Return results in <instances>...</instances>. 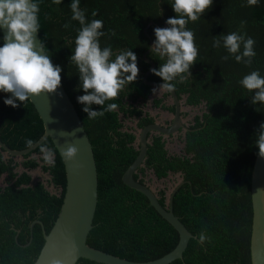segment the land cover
Returning <instances> with one entry per match:
<instances>
[{
  "label": "trees",
  "instance_id": "1",
  "mask_svg": "<svg viewBox=\"0 0 264 264\" xmlns=\"http://www.w3.org/2000/svg\"><path fill=\"white\" fill-rule=\"evenodd\" d=\"M35 2L39 4L40 41L52 63L63 69L62 87L84 126L96 163L98 198L86 243L130 261L158 259L175 248L179 237L145 196L122 182L124 172L139 152L135 132L125 128L123 120L135 119L137 130L155 122L143 110L153 90L143 83L149 65L142 56L149 49L147 35L154 41L153 29L167 27L165 21L175 16L172 0H80L89 20L104 22L101 46L110 45L114 52L131 49L139 61L138 81L120 92L118 100L110 101L118 108L94 120L87 119L76 100L84 92L78 87V69L69 60L80 27L71 20V0H62L60 5L52 0ZM93 10L98 12L96 17L91 16ZM241 21H246L243 29ZM150 22L153 24L148 26ZM66 23L70 24L67 29ZM188 28L195 33L199 58L191 69L192 77L177 83L175 93L186 106H202L201 113L188 123L179 155L168 154L161 135L148 134L146 157L133 178L145 184L148 170L158 180L169 173L179 174L184 183L173 196L172 211L193 235L197 237L205 231L210 238L204 244L190 239L182 259L170 264H251L250 188L258 153L253 141L254 131L264 122V105H252L251 93L238 81L253 70L264 75V0L255 7L246 6V0H213L211 9L197 22H189ZM237 30L256 41V55L250 67L237 63L233 57L223 61L226 50L212 47L214 36ZM2 43L0 32V46ZM147 58L154 68L164 62L151 51ZM148 80L163 82L152 72ZM168 95L153 99V106L173 113L174 105L163 103ZM6 98L8 94L0 92V140L12 150L27 149V139L36 143L43 135L42 121L30 101L17 102L19 106L12 108L4 105ZM92 108L100 110L96 105ZM44 143L54 151V166L42 160L38 147L22 158L23 171L19 172L14 158H5L0 150V264H34L44 239L41 226L34 224L31 242L23 247L30 240V225L40 221L48 233L59 214L66 184L64 166L51 140ZM37 168L50 176L57 193L41 181L32 183L30 171ZM157 196L164 207L166 191L159 190ZM76 264L99 263L79 259Z\"/></svg>",
  "mask_w": 264,
  "mask_h": 264
},
{
  "label": "clouds",
  "instance_id": "2",
  "mask_svg": "<svg viewBox=\"0 0 264 264\" xmlns=\"http://www.w3.org/2000/svg\"><path fill=\"white\" fill-rule=\"evenodd\" d=\"M60 5L62 0H52ZM260 0H246V6H258ZM171 8L175 13L165 21L167 27L153 29L154 41L150 51L159 60L164 61L158 68H152L153 75L163 83L153 89V92H174L177 83L186 82L192 77L191 69L199 58V47L195 43V33L188 28L189 22H197L211 9L213 0H172ZM71 20L80 25L74 40L75 48L69 60L78 69L79 89L84 94L76 97L81 104L87 119L103 117L106 112L118 108V104L110 101L118 100L119 93L135 84L139 79L138 57L131 49H121L114 52L112 47L101 46L104 22L102 19H88L86 9L80 7V0H71ZM39 4L35 0H0V92L8 94L3 100L4 105L17 108L31 100L32 97L48 94L60 95L58 89L62 86V68L52 63L43 41L37 40L41 29L39 22ZM98 12L93 10L92 17ZM246 21H241L243 29ZM67 29L70 24H65ZM114 34V33H113ZM256 41L240 30L214 36L212 47H223L227 55L223 61L233 57L237 63L251 66L255 52ZM245 90L251 93L252 105H264V75L259 70H253L238 81ZM100 110H93L92 106ZM254 146L258 156L264 159V122L254 131ZM25 143L33 145L31 139ZM42 160L54 166V151L45 143L38 145ZM77 154L75 146H68L62 152L67 160H72ZM205 231L198 233V243L209 241Z\"/></svg>",
  "mask_w": 264,
  "mask_h": 264
},
{
  "label": "water",
  "instance_id": "3",
  "mask_svg": "<svg viewBox=\"0 0 264 264\" xmlns=\"http://www.w3.org/2000/svg\"><path fill=\"white\" fill-rule=\"evenodd\" d=\"M152 24L150 22L148 26ZM144 33L147 35V27L144 29ZM147 37L149 39V49L142 56V61L149 65V69L143 76V83L154 89L163 82L148 80L150 70L154 68V63L147 58L153 43L148 35ZM37 40L40 41L38 34ZM58 91L60 95L41 94L29 100L44 127V133L36 143L24 150H12L0 140V150L5 155L16 159L34 152L39 144L49 139L63 162L66 184L59 214L48 233L45 232L40 221H34L30 225L29 243L23 246L26 247L30 244L32 228L34 224H39L42 228L44 244L34 264H76L79 259L99 264H170L175 260H181L189 240L197 239L172 211L173 196L184 183L183 180L180 179L166 196V205L163 207L159 203L157 194L150 187L139 183L133 178L146 157L148 134L155 132L163 136H170L182 129L185 136V132L188 131L187 126L182 122L181 100L178 99L175 91L166 92L174 102L171 124L162 127L158 123H154L139 129L137 133L135 132V146L139 151L138 156L122 176L123 184L145 196L153 209L173 227L179 237L177 245L171 252L147 262L130 261L87 245V236L92 229L97 206V168L91 143L72 102L62 86ZM70 145L77 148V154L72 160H67L63 157L62 152ZM178 176L180 175L178 174ZM155 178L157 179V177ZM250 194L252 206L251 264H264V159L260 158L258 154L251 174Z\"/></svg>",
  "mask_w": 264,
  "mask_h": 264
},
{
  "label": "rangeland",
  "instance_id": "4",
  "mask_svg": "<svg viewBox=\"0 0 264 264\" xmlns=\"http://www.w3.org/2000/svg\"><path fill=\"white\" fill-rule=\"evenodd\" d=\"M164 94L163 91H156L155 97L160 98ZM173 101L168 98L167 101H165V104L170 106L172 105ZM202 110V106L200 107H192V106H186L184 105V99L181 101V113L182 115V121L188 125V123L191 121V119L197 115L200 114ZM144 111H147L150 116L154 117L155 120L159 123H164L166 120L170 121L172 118V115H170L168 112H161L158 109H154L151 100H149L146 104V108H144ZM122 118V116H120ZM123 119V118H122ZM124 127L125 128H131L134 132H138V130L135 128L136 120L135 119H127L123 120ZM183 140L182 136L178 135L174 137L172 140H169L166 147L167 150L171 155H179L183 151ZM4 157L7 158V155L4 154ZM22 158H16L14 159L15 162L18 163V167L16 170L22 169L21 162ZM30 175L32 176V183L38 181H41L45 184V186L52 192L57 193L58 190L54 188V186L50 182V176L46 173H43L40 168H37L33 171H30ZM180 177L178 174H170L166 179L157 180L153 173L151 171L146 172L145 177V184L150 187L156 194L159 190L164 189L166 191V196L170 193V191L175 187V185L180 181Z\"/></svg>",
  "mask_w": 264,
  "mask_h": 264
},
{
  "label": "flooded vegetation",
  "instance_id": "5",
  "mask_svg": "<svg viewBox=\"0 0 264 264\" xmlns=\"http://www.w3.org/2000/svg\"><path fill=\"white\" fill-rule=\"evenodd\" d=\"M153 90V89H152ZM166 92H164V94H165ZM164 94H162V96L160 97V98H162L163 96H164ZM168 98L169 99H171L172 100V97L170 96V95H168L167 97H165L164 98V100H163V103L165 104V101H167L168 100ZM153 99H157L156 97H155V92H152V94L151 95H149L147 98H146V101H145V106H144V108H146V104H147V102L149 101V100H151V104H152V106H153ZM173 101V100H172ZM182 101V100H181ZM166 105V104H165ZM172 105H174V102L172 103ZM166 106H168V105H166ZM171 106V105H170ZM144 108H143V110H144ZM153 108L154 109H158V110H160L161 112H168V111H165V110H162L161 109V107H159V106H153ZM144 112H147V111H144ZM148 113V112H147ZM170 115H172V118H171V120L170 121H168V120H166L164 123H159V121L157 122L156 120H155V122L154 123H158L160 126H162V127H165V126H169L170 124H171V122H172V120H173V113H170V112H168ZM181 116H182V113H181ZM183 122V121H182ZM184 123V122H183ZM184 125L185 126H188V125H186V123H184ZM153 135H160V134H157V133H155V132H151L150 133V137L151 136H153ZM178 135H181L182 136V140H183V136H184V130H182V129H179V131H177V133H175V134H173V135H170V136H163V135H161L162 137H163V140L165 141V148L167 149V147H166V145H167V143H168V141L169 140H172L174 137H176V136H178ZM149 137V138H150ZM148 143H149V141H148ZM168 151V150H167ZM168 154H170L169 153V151H168ZM143 165V164H142ZM141 167V166H140ZM149 171H151V170H149ZM147 172V171H146ZM169 176V175H168ZM167 176V177H168ZM166 177V178H167ZM165 178V179H166ZM144 181H145V178H144Z\"/></svg>",
  "mask_w": 264,
  "mask_h": 264
},
{
  "label": "crops",
  "instance_id": "6",
  "mask_svg": "<svg viewBox=\"0 0 264 264\" xmlns=\"http://www.w3.org/2000/svg\"><path fill=\"white\" fill-rule=\"evenodd\" d=\"M17 171L21 172V171H23V169H20V170H17Z\"/></svg>",
  "mask_w": 264,
  "mask_h": 264
}]
</instances>
